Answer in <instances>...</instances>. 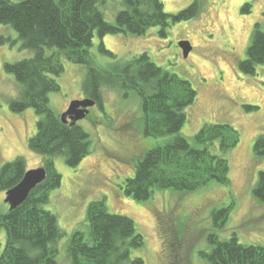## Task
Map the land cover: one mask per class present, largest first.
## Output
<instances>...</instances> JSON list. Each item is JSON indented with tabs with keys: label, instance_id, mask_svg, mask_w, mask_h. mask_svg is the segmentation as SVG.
I'll list each match as a JSON object with an SVG mask.
<instances>
[{
	"label": "rangeland",
	"instance_id": "374dc122",
	"mask_svg": "<svg viewBox=\"0 0 264 264\" xmlns=\"http://www.w3.org/2000/svg\"><path fill=\"white\" fill-rule=\"evenodd\" d=\"M194 1L200 13L171 24L165 37L159 34V27L149 28L142 36H95L90 53L98 66L120 68L146 51L155 64L190 81L197 96L186 108V121L179 133L193 142L204 123H230L239 131V143L225 154L230 168L228 184L210 181L193 192L156 190L147 201L125 195L124 181L133 176L138 159L172 135H144L138 95L118 86L104 87L102 109L94 105L89 115L78 121L89 134V153L74 167L68 166L63 156L53 158L61 183L50 191L43 207L56 215L65 232L58 241L59 262L67 260L72 232L88 231L87 207L98 199H104L109 212L134 220L144 244L132 249L130 257H141L144 264H210L201 252L212 248L207 240L211 233L220 240L235 234L244 244L264 243V203L253 195L258 172L264 170V157L253 153L255 138L264 134V65H258L253 75L238 69L253 24L260 22L264 30V0H162L167 13H176ZM113 2L116 4L110 1L104 10L109 21L116 13L112 10L117 1ZM0 34L11 39L0 44V167L21 156L28 170L42 166L43 156L28 147L38 116L32 108L18 113L10 110L9 100L18 95L19 86L3 64L28 58L32 51L21 47L11 26L0 25ZM183 40L191 45L187 57L178 45ZM100 41L116 54L115 59L98 50ZM59 60L64 70L54 77L59 90L49 94V105L61 114L72 100L84 97L86 66L63 54ZM4 198L5 192L0 190V207L6 211ZM223 207L229 208L227 219L223 226H216L213 212ZM4 244L5 230L1 228L0 252Z\"/></svg>",
	"mask_w": 264,
	"mask_h": 264
},
{
	"label": "trees",
	"instance_id": "16d2710c",
	"mask_svg": "<svg viewBox=\"0 0 264 264\" xmlns=\"http://www.w3.org/2000/svg\"><path fill=\"white\" fill-rule=\"evenodd\" d=\"M110 1L116 4L113 0H0V25L11 26L21 47L32 51L28 58L3 64L19 86L18 95L9 100V107L16 113L32 108L38 116L28 147L43 156L42 166L46 170L45 179L24 202L11 210L9 205L6 211L0 207V229L5 230L0 264H144L141 257H130L132 249L144 244L134 220L109 212L104 199L89 203L88 231L74 230L66 247L67 260L64 263L57 260L58 241L65 232L56 215L43 207L50 191L61 183L53 158L63 156L66 164L74 167L90 151L88 132L78 122L73 125L63 122L49 105V94L59 90L54 77L64 70L60 54L86 66L83 96L93 99L95 106L102 109L104 87L133 90L140 98L143 134L172 135L165 144L150 148L138 159L133 176L124 181L125 195L147 201L156 190L193 192L210 181L229 182L230 168L225 154L237 146L240 138L232 124L204 123L193 136V142L179 133L186 121V108L197 96L190 81L155 64L146 51L120 68L98 66L90 53L95 36L100 39L106 34L120 33L142 36L149 28L159 27V34L165 37L171 24L200 13L197 2L176 13H167L162 0H116L117 6L112 10L116 13L113 21H109L105 12ZM121 4L123 7L119 9ZM10 41L0 34V44ZM98 50L116 58L102 41ZM258 65H264V30L260 22H255L238 69L253 75ZM253 153L264 157V134L255 138ZM26 170L21 156L4 163L0 167V190L6 192L14 187ZM253 195L264 203V170L258 172ZM228 212L227 207L213 212L216 226H223ZM207 240L213 246L201 252V257L210 264H264V243L244 244L235 234L220 240L211 233Z\"/></svg>",
	"mask_w": 264,
	"mask_h": 264
},
{
	"label": "water",
	"instance_id": "95a60500",
	"mask_svg": "<svg viewBox=\"0 0 264 264\" xmlns=\"http://www.w3.org/2000/svg\"><path fill=\"white\" fill-rule=\"evenodd\" d=\"M178 45L184 57H187L191 50L190 43L183 40ZM94 105L95 101L91 98L74 99L67 110L60 114V118L63 122L73 125L84 119L89 113V108ZM45 176L46 170L43 166L26 170L19 183L5 192L4 202L9 205V209H14L24 202L29 193L45 179Z\"/></svg>",
	"mask_w": 264,
	"mask_h": 264
},
{
	"label": "flooded vegetation",
	"instance_id": "af4514ba",
	"mask_svg": "<svg viewBox=\"0 0 264 264\" xmlns=\"http://www.w3.org/2000/svg\"><path fill=\"white\" fill-rule=\"evenodd\" d=\"M83 98H84V97H83ZM90 109H91V108H89V111H90ZM88 115H89V113H88ZM88 115H87V116H88ZM87 116H86V117H87Z\"/></svg>",
	"mask_w": 264,
	"mask_h": 264
}]
</instances>
